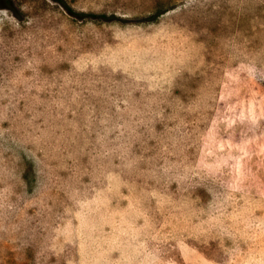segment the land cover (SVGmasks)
Returning <instances> with one entry per match:
<instances>
[{
  "label": "rangeland",
  "instance_id": "rangeland-1",
  "mask_svg": "<svg viewBox=\"0 0 264 264\" xmlns=\"http://www.w3.org/2000/svg\"><path fill=\"white\" fill-rule=\"evenodd\" d=\"M64 1L0 0V264H264V0Z\"/></svg>",
  "mask_w": 264,
  "mask_h": 264
},
{
  "label": "trees",
  "instance_id": "trees-1",
  "mask_svg": "<svg viewBox=\"0 0 264 264\" xmlns=\"http://www.w3.org/2000/svg\"><path fill=\"white\" fill-rule=\"evenodd\" d=\"M53 1H55V2H59V3H61V4H63V5H65V1L64 0H53ZM69 11L71 12V13H76V12H74V10L72 9V8H69ZM103 18H107V16H102Z\"/></svg>",
  "mask_w": 264,
  "mask_h": 264
}]
</instances>
